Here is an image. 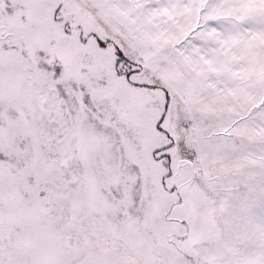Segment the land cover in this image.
<instances>
[{"label":"snow or ice","instance_id":"1","mask_svg":"<svg viewBox=\"0 0 264 264\" xmlns=\"http://www.w3.org/2000/svg\"><path fill=\"white\" fill-rule=\"evenodd\" d=\"M0 264H264V0H0Z\"/></svg>","mask_w":264,"mask_h":264}]
</instances>
